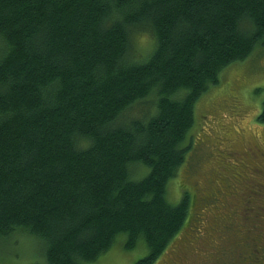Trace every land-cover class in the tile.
I'll use <instances>...</instances> for the list:
<instances>
[{
    "label": "trees",
    "instance_id": "1",
    "mask_svg": "<svg viewBox=\"0 0 264 264\" xmlns=\"http://www.w3.org/2000/svg\"><path fill=\"white\" fill-rule=\"evenodd\" d=\"M259 43L264 0H0V241L24 232L46 264H87L126 235L148 250L134 264H155L191 217L167 186L196 103Z\"/></svg>",
    "mask_w": 264,
    "mask_h": 264
},
{
    "label": "rangeland",
    "instance_id": "2",
    "mask_svg": "<svg viewBox=\"0 0 264 264\" xmlns=\"http://www.w3.org/2000/svg\"><path fill=\"white\" fill-rule=\"evenodd\" d=\"M133 41L140 60L146 61L154 50V38L141 32ZM263 99L264 45L259 43L248 58L225 68L220 83L196 103L189 132L193 146L167 186L172 205L190 193L191 217L155 264H253L255 254L264 264V122L258 120ZM132 168L134 180L149 172L139 164ZM255 168L261 170V179ZM249 235L257 240L253 251L245 240ZM15 237L0 241V264H46L37 237L24 232ZM120 238L87 264H134L148 253L142 242L128 249L127 236Z\"/></svg>",
    "mask_w": 264,
    "mask_h": 264
},
{
    "label": "flooded vegetation",
    "instance_id": "3",
    "mask_svg": "<svg viewBox=\"0 0 264 264\" xmlns=\"http://www.w3.org/2000/svg\"><path fill=\"white\" fill-rule=\"evenodd\" d=\"M227 221V220H226ZM225 221V222H226ZM227 223V222H226ZM220 224V223H219ZM221 225V224H220ZM228 225V224H227ZM225 228H226V225H225ZM216 229H218L217 228V225H216ZM222 239V238H221ZM245 240H247L246 241V243H250L249 245L250 246H252V251L255 249V247H256V245H255V242H257V240H256V238H254V237H252L251 235H249V236H247L246 237V239ZM220 241V240H219ZM221 242V241H220ZM257 252H258V249H257ZM241 254L243 253L242 251L240 252ZM259 258H258V256H256V254H255V256H253L252 258H251V261H253V264H261V262H259V261H257ZM238 260L239 261H242V259L239 257L238 258Z\"/></svg>",
    "mask_w": 264,
    "mask_h": 264
}]
</instances>
